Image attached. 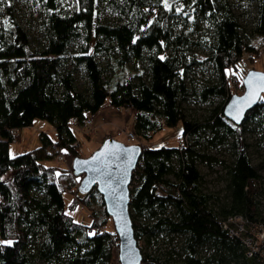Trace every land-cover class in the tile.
Instances as JSON below:
<instances>
[{
  "label": "trees",
  "instance_id": "trees-1",
  "mask_svg": "<svg viewBox=\"0 0 264 264\" xmlns=\"http://www.w3.org/2000/svg\"><path fill=\"white\" fill-rule=\"evenodd\" d=\"M33 1L42 16L45 42L41 47L30 45L13 2L0 0V264H119V239L115 228L107 225L110 216L97 187L80 194L77 186L82 176L73 173V165L44 162L62 151L79 154L71 118L92 116L106 98L117 107L132 104L135 129L145 138L163 125L181 121L178 139H186L180 148L178 142L173 146L140 143L128 205L142 249L140 264H264V211L259 201L264 161L253 163L244 138L247 122L264 129V98L247 112L241 125L223 114L224 103L233 93L244 92L242 60L247 56L253 62L264 55L260 51L264 0H256L251 43L245 41L230 0H173L170 4L165 0H105L125 13L120 22L99 18L101 0H71L72 6L66 9V0ZM179 21L197 31L198 39H192L186 29L174 34V23ZM81 35L92 39L97 51L115 48L112 77L104 78L103 67L86 46L71 56L73 68L67 67L69 45ZM190 42L209 51L217 74V82L200 93L224 97L200 121L188 119L181 105L188 94L181 69L194 62L184 52ZM129 60H145V75L123 70ZM77 68L84 71L86 89L75 87ZM39 118L54 125L56 136L41 133L38 147L10 155L9 142ZM204 134H209L210 146L230 140L231 160L200 149ZM202 161L208 166L220 163L225 169L222 196L202 188L203 174L198 168ZM74 177L77 185L68 186L67 179ZM64 190L72 193L68 203ZM77 205L89 209V221L75 219L68 210ZM239 214L246 219L247 234L262 243L251 257L242 237L222 223L228 215ZM159 235L170 241L178 237V241L169 242L162 254L144 251L143 239Z\"/></svg>",
  "mask_w": 264,
  "mask_h": 264
},
{
  "label": "rangeland",
  "instance_id": "rangeland-1",
  "mask_svg": "<svg viewBox=\"0 0 264 264\" xmlns=\"http://www.w3.org/2000/svg\"><path fill=\"white\" fill-rule=\"evenodd\" d=\"M12 1L15 7L14 14L18 18L21 26L28 31L30 38V45L32 47L39 46L41 47L45 38L43 35V30L41 27L42 16L40 14V7L33 0H9ZM108 1V0H107ZM167 4L173 2V0H165ZM231 7L242 24L245 35L246 43H251L252 39L255 36H252V29L255 25L254 17L257 14V2L256 0H230ZM71 0H66L64 3V8L71 7ZM99 18L104 21L111 22H120L125 19V13L120 10V7H117L113 2H106L101 0L98 5ZM205 24V22H202ZM188 31L192 39H198L197 31L192 32L191 27L184 25L181 21L174 23L173 32H179L181 30ZM87 47V50L93 51L95 57L100 63V66L104 69V78L108 79L112 77L116 70V58L117 52L114 47H111L108 51L105 49L95 50L93 46V40L85 38L81 35L78 39L69 45L68 53H66V58H68L67 67L73 68L71 56L79 53L82 47ZM186 59L194 60L191 64L185 69H181V74L185 78V83L188 86V94L181 101V105L184 107L186 117L203 120L206 115L211 111L215 106H219L224 100V97L217 95H212L210 97H205L200 93V90L209 84H215L217 82V74L214 71L213 62L209 58V51H207L204 46L200 44H195L190 42L188 46L184 49ZM163 56V54H162ZM247 57V56H246ZM242 60L241 69L244 70L245 75L248 71L256 69L258 71L264 72V55L262 57L255 58L253 62H250L246 59ZM123 70L130 73H141L142 76L146 73L145 60L135 62L132 60L127 61L124 65ZM75 76V87L77 89H86L87 88V79L85 77L84 71L82 68L74 69ZM243 82V81H242ZM264 98V95L263 97ZM92 129L89 132H83L75 128L74 133L80 144L79 154L81 156L90 155L98 146L101 145V142L106 136L116 138L120 142L125 144H154L161 143L167 146H173L178 142L179 133L182 130V122L179 121L178 124L173 126L163 125L158 129L153 135L144 137L142 133L135 129V119L134 111H127L123 107H117L112 105L109 99L103 102L98 111L92 114ZM246 129L244 133V138L248 143V149L253 160L254 164L264 161V129L260 127L257 123L247 122ZM128 131H132L135 134L133 140H130L127 136ZM41 133H46L49 137H55L54 125L47 121L46 119H34L31 124L24 126L20 129L19 138L15 141H11L8 144L9 154L15 155L19 152L27 151L29 149L38 147L42 142ZM89 133V134H87ZM208 135L204 134V137L201 138V144L199 145L200 149H203L211 155H215L218 158L230 159L233 157V149L230 147L229 142H223V144H218L217 146H210L208 141ZM66 160H59L57 155L51 160H44L45 163L52 164L55 163L59 166H69L73 162L74 156L66 153ZM199 170L203 174V185L202 188L208 191H216L220 196H222L224 191L223 180L225 169L222 168L220 163H214L213 166H208L203 161L198 164ZM264 180V170L262 172ZM78 183V178L67 179L68 186L74 187ZM261 195L259 196V201L261 202V207L264 211V182L262 184ZM63 198L65 202L68 203L72 200V193L68 190L63 191ZM94 205L99 209V200L97 197L92 199ZM68 209V207L66 206ZM72 212L75 219H78L82 222L89 221L88 215L90 213L88 208H85L81 205H77L75 210L68 209ZM109 227H113L112 217L108 219L107 222ZM262 243L264 245L263 237ZM178 241V237H174L170 241L168 236H156L152 237L149 240L142 241V248L144 251L151 254H162L167 248H169V242ZM261 243V245H262ZM260 245V242H259Z\"/></svg>",
  "mask_w": 264,
  "mask_h": 264
},
{
  "label": "water",
  "instance_id": "water-1",
  "mask_svg": "<svg viewBox=\"0 0 264 264\" xmlns=\"http://www.w3.org/2000/svg\"><path fill=\"white\" fill-rule=\"evenodd\" d=\"M243 84L244 92L233 93L223 107V114L237 125H241L247 112L261 101L264 95V72L256 69L248 71ZM141 148L140 143L125 144L106 136L90 155H75L71 164L73 173L82 176L77 186L78 193L84 195L97 187L103 196L104 207L112 217L119 239V264H140L142 261V249L134 235L128 206L132 170L138 163Z\"/></svg>",
  "mask_w": 264,
  "mask_h": 264
},
{
  "label": "built area",
  "instance_id": "built-area-1",
  "mask_svg": "<svg viewBox=\"0 0 264 264\" xmlns=\"http://www.w3.org/2000/svg\"><path fill=\"white\" fill-rule=\"evenodd\" d=\"M261 53H264V46L260 49ZM250 58L252 57V54L248 55ZM231 79L236 82L237 81V77L232 75ZM124 109H126L127 111L129 110H133L132 109V104L131 103H126L123 106ZM71 125L70 127H72L73 130H75V128H78L79 130H83V132H89L92 129V116H82V118H79L77 116H73L71 118ZM128 138L130 140H133L135 137L134 132L132 131H128L127 134ZM184 142H186L185 138H180V140L178 141V146L179 148L183 146ZM78 143V142H77ZM66 153L65 152H59L57 154V157L59 158V160H66ZM69 167H71V165H69ZM246 219L242 216V215H228L226 219H224L222 221L224 228L228 229L230 233H233V235L236 236H241L242 239L244 240L246 246L248 247V256H252L255 253L260 251L261 245H259V240L254 236V235H248L247 231H246ZM264 231L261 233V238L263 237Z\"/></svg>",
  "mask_w": 264,
  "mask_h": 264
},
{
  "label": "snow or ice",
  "instance_id": "snow-or-ice-1",
  "mask_svg": "<svg viewBox=\"0 0 264 264\" xmlns=\"http://www.w3.org/2000/svg\"><path fill=\"white\" fill-rule=\"evenodd\" d=\"M7 243H10V242H7Z\"/></svg>",
  "mask_w": 264,
  "mask_h": 264
}]
</instances>
